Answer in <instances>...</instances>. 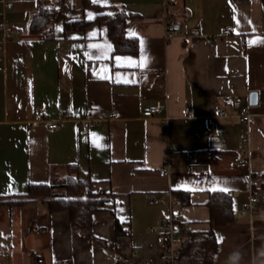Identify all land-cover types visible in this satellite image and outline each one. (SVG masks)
<instances>
[{"label": "crops", "instance_id": "0c3cea01", "mask_svg": "<svg viewBox=\"0 0 264 264\" xmlns=\"http://www.w3.org/2000/svg\"><path fill=\"white\" fill-rule=\"evenodd\" d=\"M43 1L0 0V199L23 194L30 184L92 180L95 190L110 192L103 210L92 215V233L105 247L74 230L67 211L50 212L40 199L0 204V264H38L37 259L111 264V256L126 264L133 252L137 261L163 264L151 228L168 213V194L176 191L189 193L187 204L175 195L181 223L198 234L214 231L213 264H229L235 249L243 253L242 264H259L264 249L262 0H172L168 9L165 0H48L63 3L49 25L50 38L29 31ZM117 8L135 14L125 28L138 42L135 54L114 52L106 25L66 29L67 23ZM165 16L175 22L170 38ZM251 92L257 93L256 105L249 104ZM226 97L240 102L237 113H251L249 122L217 115ZM157 103L163 106L158 114L143 115ZM112 112H117L114 119ZM89 115L94 122L81 134ZM48 120L60 121L59 126L48 130ZM245 157L248 165L239 166ZM214 191L232 195L234 219L225 226L210 221L207 201ZM253 191L258 200L251 217L247 206ZM115 219L124 235L115 234Z\"/></svg>", "mask_w": 264, "mask_h": 264}, {"label": "trees", "instance_id": "16d2710c", "mask_svg": "<svg viewBox=\"0 0 264 264\" xmlns=\"http://www.w3.org/2000/svg\"><path fill=\"white\" fill-rule=\"evenodd\" d=\"M262 2L264 6V0ZM84 3H87V0H84ZM59 7L63 8V3H58L57 6L48 0L40 2L30 21V33H42L45 38H50L49 25ZM134 16L135 14L125 9L117 8L113 13L97 15L93 20L67 23L66 29H85L93 23L106 25L108 36L114 45V52L135 54L138 50V42L134 38L127 37L125 33L128 20ZM109 195L110 192L106 188L95 190L92 180L68 177L60 185L30 184L25 193L14 198H2L0 199V204L14 207L40 199L47 204L50 212L67 211L70 225L74 230L82 231L94 244L105 247L104 243L92 233V215L103 210ZM175 195L181 199L183 204H187L189 193L176 191ZM207 206L209 208L210 221L215 226H225L233 221L232 195L229 192H211ZM114 225L116 235H124L126 233V229L123 228L117 219H115ZM180 236L179 249L181 253L179 260L181 264H208L211 262L209 257L217 248L216 236L212 229L200 234L187 230L180 232Z\"/></svg>", "mask_w": 264, "mask_h": 264}, {"label": "built area", "instance_id": "2783aa9c", "mask_svg": "<svg viewBox=\"0 0 264 264\" xmlns=\"http://www.w3.org/2000/svg\"><path fill=\"white\" fill-rule=\"evenodd\" d=\"M172 0H165V9H168L170 3ZM163 22L165 24L166 28V36L167 38H170L171 36L176 34L175 30V22L172 17L165 16L163 18ZM0 30H4V23L1 21L0 18ZM231 28H226L223 33L228 34L230 32ZM162 105L160 103H157L155 105L147 106L143 110V115L146 117L153 116L158 114L161 109ZM240 107V102L238 100H235L230 97H226L222 100V105L218 109L217 115L221 118H226L229 116H235L239 119L240 122L247 123L251 119V113L248 110H244L242 113H237L236 111ZM231 112V113H230ZM186 115H191L190 111L185 112ZM117 117V112H112L109 115L110 119H114ZM60 121H46V126L48 130H53L59 126ZM94 122V118L89 115L86 119L82 121V129L80 131L81 134H87V131L89 127L92 126ZM242 143H245L247 141V136L241 137ZM243 150L246 152V148H243ZM189 158H193V154L188 155ZM248 165V158H242L239 161V166L246 167ZM163 174L167 175L169 172L168 167L162 168ZM169 197V209L168 213L161 216L159 223L157 226L152 227L151 231L155 232L159 238L160 242V251L158 254V259L163 264H181L179 260L180 256V249H179V243L181 241L180 232H185L188 230V227L181 223V217H182V206L180 200L173 195L172 193L168 194ZM258 200V192L253 191L251 193L249 203L247 206V210L250 213V216L252 217V214L254 213V203H256ZM264 218V216H262ZM213 254L210 255V259H213ZM136 253L133 252L131 256V260H129L126 264H152L154 263V260L144 259L142 261L136 260ZM109 261L111 264H123L124 262L122 259L118 256H111L109 257ZM38 264H42V259H37ZM63 264H69L68 262H64ZM208 264H213V262H210Z\"/></svg>", "mask_w": 264, "mask_h": 264}, {"label": "clouds", "instance_id": "9594fccd", "mask_svg": "<svg viewBox=\"0 0 264 264\" xmlns=\"http://www.w3.org/2000/svg\"><path fill=\"white\" fill-rule=\"evenodd\" d=\"M243 253L239 249H235L230 253L229 264H242ZM259 264H264V249L261 250Z\"/></svg>", "mask_w": 264, "mask_h": 264}, {"label": "water", "instance_id": "95a60500", "mask_svg": "<svg viewBox=\"0 0 264 264\" xmlns=\"http://www.w3.org/2000/svg\"><path fill=\"white\" fill-rule=\"evenodd\" d=\"M258 100V96L256 92H251L249 94V104L250 105H256Z\"/></svg>", "mask_w": 264, "mask_h": 264}, {"label": "snow or ice", "instance_id": "6c2138e0", "mask_svg": "<svg viewBox=\"0 0 264 264\" xmlns=\"http://www.w3.org/2000/svg\"><path fill=\"white\" fill-rule=\"evenodd\" d=\"M133 35H135V34L133 33ZM146 61H147V58H146V57L143 58V60H142V62H141V64H140V66H141V67H144V66L146 65Z\"/></svg>", "mask_w": 264, "mask_h": 264}]
</instances>
